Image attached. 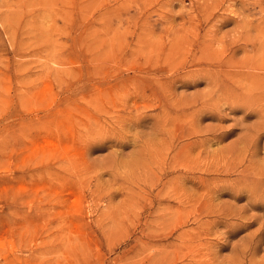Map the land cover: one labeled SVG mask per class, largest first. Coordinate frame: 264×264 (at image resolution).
Returning a JSON list of instances; mask_svg holds the SVG:
<instances>
[{
    "label": "rangeland",
    "instance_id": "374dc122",
    "mask_svg": "<svg viewBox=\"0 0 264 264\" xmlns=\"http://www.w3.org/2000/svg\"><path fill=\"white\" fill-rule=\"evenodd\" d=\"M0 264H264V0H0Z\"/></svg>",
    "mask_w": 264,
    "mask_h": 264
},
{
    "label": "bare ground",
    "instance_id": "6f19581e",
    "mask_svg": "<svg viewBox=\"0 0 264 264\" xmlns=\"http://www.w3.org/2000/svg\"><path fill=\"white\" fill-rule=\"evenodd\" d=\"M182 150V149H181ZM202 178V177H201ZM203 180V179H202Z\"/></svg>",
    "mask_w": 264,
    "mask_h": 264
}]
</instances>
